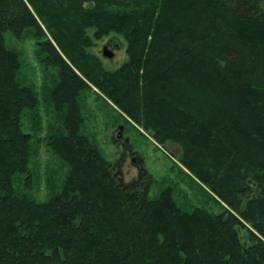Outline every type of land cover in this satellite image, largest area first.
Segmentation results:
<instances>
[{"label":"trees","instance_id":"trees-1","mask_svg":"<svg viewBox=\"0 0 264 264\" xmlns=\"http://www.w3.org/2000/svg\"><path fill=\"white\" fill-rule=\"evenodd\" d=\"M92 26L124 37L117 68L88 51ZM27 29L44 38L63 116L47 145L67 173L43 201L15 186L19 174L32 185L22 115L38 98L3 32ZM91 86L158 144H178L222 209L121 186L80 131ZM0 264H264V0H0Z\"/></svg>","mask_w":264,"mask_h":264},{"label":"rangeland","instance_id":"rangeland-1","mask_svg":"<svg viewBox=\"0 0 264 264\" xmlns=\"http://www.w3.org/2000/svg\"><path fill=\"white\" fill-rule=\"evenodd\" d=\"M90 36L87 47L101 59L105 68H117L126 59V41L115 31L102 37H93L95 27H87ZM4 44L18 52L20 66L17 77L31 86L37 94L34 109L22 115V129L32 134L33 156L29 162L31 187H25L24 175L19 174L15 186L38 201L57 192L67 173V165L52 154L48 137L62 126L61 110L54 108L50 92L56 78V68L46 63L40 41L33 29L16 36L10 30L3 32ZM106 47L112 52L107 57ZM82 123L80 131L101 150L109 160L112 172L121 186L142 189L148 184L149 196L154 197L164 188H170L175 201L185 210L202 207L216 213L221 203L206 187L196 180L179 162L180 147L175 142L158 144L146 131L132 122L94 86L84 88L79 96ZM245 239V230L239 229Z\"/></svg>","mask_w":264,"mask_h":264},{"label":"water","instance_id":"water-1","mask_svg":"<svg viewBox=\"0 0 264 264\" xmlns=\"http://www.w3.org/2000/svg\"><path fill=\"white\" fill-rule=\"evenodd\" d=\"M103 53L107 57L112 56V52L110 50H108L106 47L103 48Z\"/></svg>","mask_w":264,"mask_h":264}]
</instances>
